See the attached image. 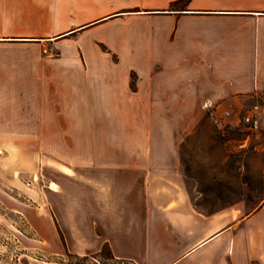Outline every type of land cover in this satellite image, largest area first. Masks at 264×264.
Instances as JSON below:
<instances>
[{"label": "crops", "instance_id": "1", "mask_svg": "<svg viewBox=\"0 0 264 264\" xmlns=\"http://www.w3.org/2000/svg\"><path fill=\"white\" fill-rule=\"evenodd\" d=\"M174 1L0 0V137H63L66 145L40 152L88 153L83 164L57 161L64 180L49 182L28 215L52 257L91 256L109 243L134 264H264L236 224L224 226L233 209L194 206L175 129L149 144L101 143L112 134L98 128L97 105L129 95L223 109L264 98V0H190L169 11ZM43 38L54 54H43ZM255 105L264 131V103ZM82 136L92 138L83 148L71 139Z\"/></svg>", "mask_w": 264, "mask_h": 264}, {"label": "rangeland", "instance_id": "2", "mask_svg": "<svg viewBox=\"0 0 264 264\" xmlns=\"http://www.w3.org/2000/svg\"><path fill=\"white\" fill-rule=\"evenodd\" d=\"M40 41L44 55L56 52L53 40ZM100 47L105 49L106 45L101 43ZM6 99L0 96V103ZM262 102L264 98L259 96L239 109H223L217 104L157 106L140 104L129 95L127 104H98L97 124L98 128L108 129L112 134L100 138L101 143L105 140L108 144H149L157 130L175 129L194 206L208 215L233 209L224 226L236 224L242 242L251 244L263 258L264 131L245 119L254 115L255 104ZM168 111L172 112L173 120L160 118V113ZM194 112H198L197 118L191 119ZM71 139L82 148L92 142V138L83 136ZM67 140L63 137H0V264L75 262V257L66 251L52 257L49 250L41 246V236L28 216L39 209L42 191L49 189V182L57 188L56 181L63 179L59 177L62 171L57 161H87V152H40L42 146L66 145ZM72 171L68 170L70 174ZM76 171L87 173L83 168ZM73 179L70 177L71 181ZM75 179L87 184L82 175ZM44 208L47 209L46 203ZM245 218L252 219L247 222ZM45 228L52 232L47 224ZM228 252L232 256V250ZM89 259L95 261L92 257ZM251 264L263 262L253 259Z\"/></svg>", "mask_w": 264, "mask_h": 264}, {"label": "trees", "instance_id": "3", "mask_svg": "<svg viewBox=\"0 0 264 264\" xmlns=\"http://www.w3.org/2000/svg\"><path fill=\"white\" fill-rule=\"evenodd\" d=\"M190 0H175L172 2L171 7L168 9L169 11H182L186 10V6L189 3ZM137 80H138V74L136 71L131 72V88L136 90L137 88ZM70 255H73L75 257V262H72L73 264H94L97 263L96 261L102 262H109L114 264H134L133 262H129L125 259H120L115 256V254L112 251L111 246L109 243H105L102 249L91 256H81L79 254H73L68 252ZM107 253V256H105ZM92 257L95 259V261L90 260L89 258Z\"/></svg>", "mask_w": 264, "mask_h": 264}, {"label": "built area", "instance_id": "4", "mask_svg": "<svg viewBox=\"0 0 264 264\" xmlns=\"http://www.w3.org/2000/svg\"><path fill=\"white\" fill-rule=\"evenodd\" d=\"M258 107H259V105H255V107H254L255 114L254 115H248L245 117L246 121L251 123V126L258 127V125H259V119L257 117V110H256V109H258Z\"/></svg>", "mask_w": 264, "mask_h": 264}]
</instances>
